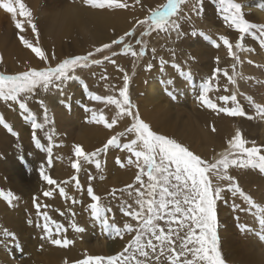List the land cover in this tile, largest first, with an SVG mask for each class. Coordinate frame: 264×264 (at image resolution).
Returning a JSON list of instances; mask_svg holds the SVG:
<instances>
[{"label": "rangeland", "instance_id": "rangeland-1", "mask_svg": "<svg viewBox=\"0 0 264 264\" xmlns=\"http://www.w3.org/2000/svg\"><path fill=\"white\" fill-rule=\"evenodd\" d=\"M189 1L0 0V225L20 236L11 249L0 240L8 264H264V182L248 187L257 194L247 208L235 205L238 194L226 204L220 196L226 171L263 154L252 151L262 139L212 161L191 160L184 148L183 73L170 60L182 57ZM211 1H225L224 16L248 29L243 3ZM194 15L197 38L228 41ZM255 28L264 33V22ZM227 45L229 87L200 88L202 108L205 94L248 101L240 97L245 50L240 40ZM244 78L262 82L264 69ZM150 85L162 92L153 96ZM42 236L59 241V252Z\"/></svg>", "mask_w": 264, "mask_h": 264}, {"label": "bare ground", "instance_id": "bare-ground-1", "mask_svg": "<svg viewBox=\"0 0 264 264\" xmlns=\"http://www.w3.org/2000/svg\"><path fill=\"white\" fill-rule=\"evenodd\" d=\"M233 1L243 3L244 8L250 10L244 14L243 18L244 22L249 25L247 30L243 29L244 23L238 26L235 24L234 20L231 18L228 19L224 16L223 13L226 11L222 10V7L226 4L225 1L212 2L211 0H190L184 9L188 14V18L190 19L191 16L195 17L194 14L197 13L202 20L203 26L212 29H214V25L218 26L214 30H218L222 35L224 34L228 41H219L218 38H216V43L210 45L206 41V39H208L207 37L197 38L196 31L194 32L192 29V22L195 20L193 21L187 18V21L182 25V28H184L181 41L182 57L177 58L179 61L175 60V58L170 60V64H181L183 73V80L181 81L182 92L180 95L181 102L184 106L183 111L185 112L187 131V138L184 140V148L186 153L188 151L191 160L195 159L196 161V159H198L202 162L212 161L221 153L225 152L226 149L233 145L241 144V140L244 142H251L260 138L263 142L260 141V144L256 145L252 151L258 152L257 150H264V78L262 82L255 80L254 78H244L245 76H250L252 74L260 75L261 70L264 69V33L255 28V25L264 22V0L249 5L246 3L247 0ZM190 14L193 15L189 16ZM68 19L71 20V18ZM192 32L195 34H191ZM207 34L210 33L208 32ZM229 40L233 43L240 40L242 48L245 50L241 54V61L247 65L246 67L244 66V69H241L243 77L240 85L242 86L243 91L240 94V97L242 99L248 98V101H237L229 94V92H220L210 96L205 94V96L201 98V105L207 107L202 108L200 107L198 97H196L199 94L200 88H204L206 92L211 89L217 90L218 86L219 89L223 85L229 87L227 81L223 79V75L225 72H228L227 76L231 74L232 58H224L222 56V54L225 53ZM191 45H193L192 48ZM172 51L174 52L175 49L172 48ZM246 58L251 59L254 62L246 61ZM256 64L259 66H256ZM176 67H178V65ZM250 68L255 71H250ZM174 70H172V73L176 76ZM245 71H247V73ZM224 78L226 79L225 75ZM201 80H203V82H201ZM255 82L259 84L256 85ZM177 84L178 80L174 79L172 85L176 86ZM161 92L162 90L160 86L150 85V93L153 96H158ZM257 94L259 97H255V103L256 106L257 103H259V108L253 105L254 101L252 102L251 100V97L257 96ZM209 108H213V110ZM255 111L259 112V114L257 113L256 115ZM257 117L259 118V122L255 119ZM195 140L203 145L199 150L196 147H192V143ZM259 153L256 157H248V155H245V159L240 158L235 162L232 168H229L226 171V173H229L228 179L231 183H236L238 186H242V188L237 189L235 186H232L231 183H228L227 185L225 181H223L220 184V186L224 188L223 193L220 195L223 198L222 204L228 202L226 196H236L238 194L236 198L237 201H235L237 203L231 200V204L235 203L236 205L242 203L246 208L249 207L247 204L249 200H252L251 196L255 192L248 191V187L264 182V159H262V157H264V151L263 154L260 151ZM247 160H250V163L247 162L248 164H244ZM254 160L257 163L252 165L251 161ZM182 170L185 183L191 184L194 187V184L192 183L195 179V176L193 177V174L196 171L195 167H193L190 162H185L182 166ZM217 180L220 181L216 178V181ZM0 187H3L1 183ZM8 190H10V188ZM8 199L10 200L7 196L6 200ZM257 203L260 206H264V197L260 195ZM4 204L5 200L0 199V206L2 207ZM221 217H223V215ZM17 233L18 229L16 226H11L8 223L1 224L0 240H2L1 242H4V245L3 247H0L3 250H6V248L11 249L9 245L14 244L12 238L20 237ZM39 235L41 236V234ZM44 237L45 236H42L43 244L50 245L52 243L53 245L50 246V249L54 252H59L60 242L57 241L58 244H54V241L50 239L45 240L46 237ZM180 239H182L181 236ZM0 264H8V261L0 256Z\"/></svg>", "mask_w": 264, "mask_h": 264}, {"label": "trees", "instance_id": "trees-1", "mask_svg": "<svg viewBox=\"0 0 264 264\" xmlns=\"http://www.w3.org/2000/svg\"><path fill=\"white\" fill-rule=\"evenodd\" d=\"M0 77H1V78H6V77H4V76H2V75H0Z\"/></svg>", "mask_w": 264, "mask_h": 264}, {"label": "water", "instance_id": "water-1", "mask_svg": "<svg viewBox=\"0 0 264 264\" xmlns=\"http://www.w3.org/2000/svg\"><path fill=\"white\" fill-rule=\"evenodd\" d=\"M169 16H170V14H169Z\"/></svg>", "mask_w": 264, "mask_h": 264}]
</instances>
